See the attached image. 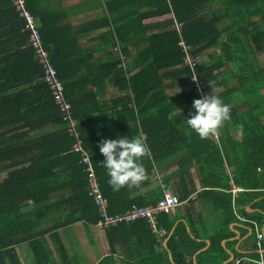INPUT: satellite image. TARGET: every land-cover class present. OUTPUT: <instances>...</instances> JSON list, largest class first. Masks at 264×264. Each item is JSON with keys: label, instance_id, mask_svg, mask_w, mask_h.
<instances>
[{"label": "trees", "instance_id": "trees-1", "mask_svg": "<svg viewBox=\"0 0 264 264\" xmlns=\"http://www.w3.org/2000/svg\"><path fill=\"white\" fill-rule=\"evenodd\" d=\"M205 1L207 0H199L196 4L199 6ZM104 2L107 16L101 26L89 22L84 27L75 29L70 23H63L62 15L51 13L46 0H25L27 9L38 22L42 46L50 54L51 64L64 85L65 99L71 105L72 118L80 133L82 146L90 153L103 195L109 200L108 212L123 214L128 213L137 201L119 202L108 183L101 156L94 152V140L105 131L106 111L121 107L119 115L124 118L128 115L135 123L139 122L142 132L146 131L148 137L145 144L149 148V154L142 159V163L146 174L152 172L154 166L157 168L160 162L169 158V155L161 156L157 153L161 146H167L169 139H159L164 130L161 131L158 124L160 122L156 119H149L147 122L151 126H146L145 129L146 114L151 117L157 110L153 105L167 102H180L182 108L189 110L193 101L200 98L192 88V70L184 64L185 55L179 42L183 40L190 46L192 56L196 57L197 52L218 44L222 32L217 28V20L179 22L180 19H175V16L179 18L175 0H114V7L122 4L120 10L112 8L111 0ZM260 2L264 12V0ZM251 4L255 2L251 0ZM144 7L153 10L141 13L140 10ZM155 19L156 23L144 24L146 20ZM175 23L181 24L180 33L177 32ZM163 24L169 25L168 28L173 26L148 34L153 27L158 29L157 26ZM101 29L105 30L100 36L101 47L106 46L112 52L103 58H96L98 48L87 47L80 40L92 41L91 36ZM129 47L136 51L131 62ZM35 57L24 20L12 6L11 0H0V173L6 172V176L0 180V264H5L8 258L14 261V248L24 243L30 244L36 262L43 264V261L52 260L48 240L41 234H32L30 225L33 221L31 217L36 220L44 216L46 209L38 205L47 201L54 192L66 188L71 190V194L58 197L55 202L58 204L53 207L51 205V209L63 205L70 208L69 215L55 224L56 228L77 222L97 225L99 220L94 200L88 195V174L85 166L80 163L81 155L72 150L75 139L66 130V123L53 100L51 90L42 80L43 68ZM195 60L198 64L197 74L210 92L209 84L201 77V61L197 57ZM248 68L253 70L252 65L246 66L247 70ZM169 79H182L183 84L190 87L176 96H169L164 84ZM109 83L120 91H125V94L112 101L109 108L99 105L94 109L98 101L97 89ZM193 111L192 108L183 113V120L178 121L174 127V130L182 134L183 142L188 147L195 143L190 137L197 134L187 127L184 116L189 118ZM158 115L160 121L164 116L169 119L170 127L172 126L171 112H159ZM249 116L251 115L248 113L247 117ZM48 125L63 126L64 130L51 134L41 133ZM126 129L133 131V134L138 132L134 126ZM243 131L259 137L256 143L260 144L263 153L258 165L264 167V125L247 124ZM36 152L38 154L30 156ZM247 158L250 162L255 159L253 155ZM203 159L206 161L207 157L204 156ZM15 167L18 169L14 170ZM7 168L11 170L6 171ZM222 174L216 173L220 178ZM246 180H249V173ZM148 182L146 180L142 184L146 185ZM246 186L245 193L236 197L235 208L237 212L262 226L264 216L247 213L240 198L249 202L262 197L255 208L264 212V189ZM158 193L161 192L158 190ZM30 204L36 206L35 212L22 211ZM228 204L233 207L231 198ZM35 214L39 216L36 217ZM145 222L139 220L130 225L134 228L140 225L147 227ZM248 224L254 229L252 223ZM126 225L122 224L120 227ZM255 238L254 234L253 239ZM174 239H170V246ZM222 254L214 258L226 260V255ZM186 255L174 254L178 259ZM253 257L257 259L258 255L254 254Z\"/></svg>", "mask_w": 264, "mask_h": 264}, {"label": "crops", "instance_id": "crops-1", "mask_svg": "<svg viewBox=\"0 0 264 264\" xmlns=\"http://www.w3.org/2000/svg\"><path fill=\"white\" fill-rule=\"evenodd\" d=\"M197 1L199 0H175L179 12V18L175 16V19H180L179 22L182 23L191 20H217V28L222 32L218 44L197 52L196 57L201 61V77L209 84L210 92L213 95L214 89L215 95L230 108V119L224 122L218 135H210L205 139L198 135L191 136L195 143L188 147L183 142L182 134L174 130V127L178 121L183 120L181 115L193 107L190 106V109L186 110L180 102L153 105L157 110L151 117L146 114L145 129L146 126H151L147 122L149 119L160 122L157 123L164 132L160 133L159 139L169 141L167 146H161L157 153L161 156L169 155V158L160 162L157 168L154 166L152 172L146 174L145 179L138 185L126 186L119 191H113L111 187L120 203L137 201L131 209L133 206L156 205L163 199L164 191L170 189L181 204L170 214L159 215L158 228L166 233L160 235L155 232L147 221V227L140 225L136 228L130 223H122L127 224L125 227H120L122 224L101 227L98 222L97 225L77 222L56 228L55 224L69 215L70 208L63 205L51 209V205L53 207L58 204L55 202L60 195L71 194V190L66 188L52 193L47 201L38 205L46 209L43 217L36 220L31 217L33 221L30 232L44 236L52 254V260L43 261V264H178L176 260L180 264H214V261L216 264H235V261L240 259H244L240 264H259L257 239H253V236L264 233V224L260 226L250 217L237 212L234 203L239 194L245 193L246 185L264 189V167L258 165L263 153L260 144L256 143L259 137L243 131L247 124L264 125V12L260 0H253L255 4H251V0H207L199 6ZM111 3L113 9H122L121 3L115 7L114 0H111ZM46 5L54 15L63 16V23H70L75 29L84 27L89 22L99 27L107 16L104 0H46ZM152 10L153 8L144 7L140 12ZM152 23H156V19L144 22L146 25ZM168 26L163 24L157 26L158 29L153 27L148 34L170 29L173 25L169 28ZM104 32L105 30L101 29L93 34L90 42H86V39L80 40V43L87 47L98 48L96 58H103L112 52V49L106 46L101 47L100 36ZM127 37L129 38V35ZM128 53L131 62L136 51L129 47ZM251 65L253 70H247L246 66ZM164 84L169 96H176L190 87L184 85L182 79L165 80ZM96 92L98 101L94 109L99 105L109 108L112 101L125 94V91H120L110 83L101 86ZM121 109L114 107L106 111L105 131L94 140V152L101 156V161L104 157L97 145L102 139L127 135L140 136L145 142L148 137L146 131H141L139 122L135 123L128 115H125L126 118L119 115ZM159 112L172 113L171 127L169 119L165 116L160 121ZM248 113L251 116L247 117ZM131 126L138 129L136 134L126 129ZM75 127L78 131L76 123ZM63 130V126L48 125L41 133L51 134ZM257 130L256 127L255 131ZM72 150L74 151L73 146ZM35 154L38 152L30 156ZM87 154L94 168L92 157L89 152ZM252 155L255 157L254 161L246 160ZM204 156L207 157L206 161ZM16 169L18 168L15 167L14 170ZM10 170L11 168L6 169ZM5 173H0V180L6 176ZM216 173H223L222 177H218ZM247 173L249 180H246ZM105 175L109 179L106 169ZM96 179L103 195L97 174ZM146 180L149 182L142 184ZM103 197L107 201L108 212L109 200L104 195ZM229 198L233 207L228 204ZM261 199L262 197L247 202L240 198V202L247 213H259L264 216L261 209L255 208V204ZM139 203L144 205H138ZM36 210V206L30 204L22 211ZM248 223H252L254 229ZM171 238L175 239L170 246ZM14 251L15 260L8 258L5 264H40L33 259L34 253L29 243L16 246ZM175 253L187 255L178 259L174 256ZM221 253L226 255V260L214 258ZM254 254L258 255L257 259L253 257Z\"/></svg>", "mask_w": 264, "mask_h": 264}, {"label": "built area", "instance_id": "built-area-1", "mask_svg": "<svg viewBox=\"0 0 264 264\" xmlns=\"http://www.w3.org/2000/svg\"><path fill=\"white\" fill-rule=\"evenodd\" d=\"M12 6L18 12L19 16L24 20L26 29L29 31L30 44L34 49L35 58L38 63L42 66L44 74L42 80L49 86L53 100L59 107L64 122L66 123V129L70 136L75 139L73 149L81 154V163L85 166V170L88 174V187L89 196L94 200L97 207L99 220L98 226L109 227L116 226L122 223H133L135 221L144 220L147 221L155 232L160 235H164L166 232L158 228L159 215L170 214L177 207L180 206L181 202L179 199L170 191L166 189L164 191V197L156 205L148 207H137L133 206L130 212L126 215H110L107 212V201L103 197L100 187L97 183L96 174L89 155L82 148V140L80 139L79 132L76 130L75 121L72 118L71 105L65 99V88L63 83L59 80L56 69L52 66L50 61V54L42 46V36L40 33L39 25L36 18L30 13L26 7L25 0H11ZM181 24L175 23L177 32L180 33ZM185 57L184 64L188 65L192 70L191 85L194 92L199 95L200 98L204 96H211L212 93L207 91L205 82L198 76L196 67V57L191 54V48L183 40L179 42ZM196 77L195 80L192 78ZM256 245L259 253V264H264V233H257ZM244 259L236 260L235 264H240Z\"/></svg>", "mask_w": 264, "mask_h": 264}, {"label": "clouds", "instance_id": "clouds-1", "mask_svg": "<svg viewBox=\"0 0 264 264\" xmlns=\"http://www.w3.org/2000/svg\"><path fill=\"white\" fill-rule=\"evenodd\" d=\"M213 92L211 96L193 101L194 111L185 121L187 127L202 139L218 135L224 122L230 119V108L215 95L214 89ZM97 147L104 157L102 166L113 191L138 185L145 179L142 159L149 154V148L140 136L117 135L115 139H102Z\"/></svg>", "mask_w": 264, "mask_h": 264}, {"label": "rangeland", "instance_id": "rangeland-1", "mask_svg": "<svg viewBox=\"0 0 264 264\" xmlns=\"http://www.w3.org/2000/svg\"><path fill=\"white\" fill-rule=\"evenodd\" d=\"M252 142H253V141H252ZM246 160H248V158H247Z\"/></svg>", "mask_w": 264, "mask_h": 264}]
</instances>
